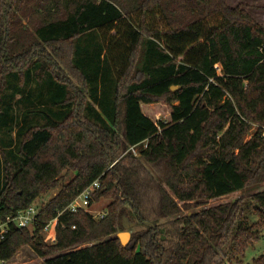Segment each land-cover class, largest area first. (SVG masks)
<instances>
[{
  "label": "trees",
  "instance_id": "1",
  "mask_svg": "<svg viewBox=\"0 0 264 264\" xmlns=\"http://www.w3.org/2000/svg\"><path fill=\"white\" fill-rule=\"evenodd\" d=\"M0 67V219L75 173L0 261L27 243L45 264H223L260 240L264 190L252 224L242 198L192 211L264 182V28L241 3L0 0ZM96 180L106 214L69 210Z\"/></svg>",
  "mask_w": 264,
  "mask_h": 264
},
{
  "label": "rangeland",
  "instance_id": "2",
  "mask_svg": "<svg viewBox=\"0 0 264 264\" xmlns=\"http://www.w3.org/2000/svg\"><path fill=\"white\" fill-rule=\"evenodd\" d=\"M8 2V0H7ZM227 4L231 7H235L236 5L240 4L243 6V8L255 19L256 23L261 25L264 28V0H226ZM0 69L3 70L2 67ZM2 81L0 78V86L2 85ZM23 106H20L17 108L18 112L22 109ZM18 113V114H21ZM167 111L161 110L160 113L157 115V117L166 119ZM259 127V124L256 122L252 123V128L250 131L246 134V139H249L252 137L253 132ZM18 126L14 127L13 136L16 137V130ZM145 146V144H144ZM138 151V149H137ZM136 155V154H135ZM75 176V173L70 170H64L60 176L58 177L59 183L57 184V187L51 189L47 194L43 195L42 197H39L36 199L35 203L41 208L47 201H49L54 195H56L62 186V184L68 183L73 177ZM264 190V182L260 185H253L248 186L247 188L243 190H239L236 192H232L230 194H226L220 197L215 198H205L198 203L199 205L196 206L192 211H199L204 208H208L211 206H215L220 203H226V202H232L235 201L238 198L244 199V201L247 203L245 214L247 216V221L249 224H252L254 221L258 220L259 217L255 212V202L252 200L253 194L257 191ZM111 198L102 196L96 201H94L92 204H90L89 212L94 215L95 218L99 219L103 217L106 212L109 203L111 202ZM196 203V201H192L191 204ZM192 211H186L188 213H191ZM124 215L128 217L131 221H133L134 217L132 216V213H123ZM125 218V217H124ZM123 218V219H124ZM134 227V226H133ZM132 227V228H133ZM129 229L130 231L132 230ZM122 227H119L118 231L114 234L116 236L119 232L123 231ZM31 231H33L31 229ZM46 238V242L48 244H51L55 241H53L50 237V234L47 232H43ZM260 240L254 241L247 249L245 255H239V256H232L228 255V257L225 259L223 264H251L254 260V258L259 257L261 254H264V229L260 231ZM0 264H45V258L40 257L33 248L25 243L19 247L15 255L8 261L0 262Z\"/></svg>",
  "mask_w": 264,
  "mask_h": 264
},
{
  "label": "built area",
  "instance_id": "3",
  "mask_svg": "<svg viewBox=\"0 0 264 264\" xmlns=\"http://www.w3.org/2000/svg\"><path fill=\"white\" fill-rule=\"evenodd\" d=\"M131 150L134 152V154H138L136 147L133 146ZM99 187L100 181L96 180L93 184L87 187L73 202H71L67 208L73 212H77L80 209L89 211L90 199L92 197L93 191ZM39 210L40 207L36 203H33L26 209L19 210L16 213H11L7 215L5 219H0V242L6 237L11 226H17L18 228L25 227L29 230H33L36 224L39 222ZM57 222L58 217L49 221L43 229V232H48L50 234V237L53 241H56L57 238Z\"/></svg>",
  "mask_w": 264,
  "mask_h": 264
},
{
  "label": "water",
  "instance_id": "4",
  "mask_svg": "<svg viewBox=\"0 0 264 264\" xmlns=\"http://www.w3.org/2000/svg\"><path fill=\"white\" fill-rule=\"evenodd\" d=\"M178 86H173V89H176ZM125 217V218H124ZM124 218V219H123ZM120 223L122 224V227L125 229L117 234V237H119L121 243L123 246H126L131 238V231L129 230L133 226H135V222L128 219L126 214H121L120 216ZM18 228L17 226H15Z\"/></svg>",
  "mask_w": 264,
  "mask_h": 264
}]
</instances>
